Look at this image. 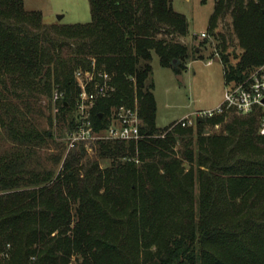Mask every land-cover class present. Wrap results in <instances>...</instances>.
Listing matches in <instances>:
<instances>
[{"label":"trees","instance_id":"1","mask_svg":"<svg viewBox=\"0 0 264 264\" xmlns=\"http://www.w3.org/2000/svg\"><path fill=\"white\" fill-rule=\"evenodd\" d=\"M87 2L89 23L45 27L22 0H0V127L13 148L0 150V264H264L261 113L234 114L227 124L223 114L199 120L196 133L157 128L152 54L164 68L177 61L176 74L184 70L190 54L177 39L187 34L186 17L170 0ZM226 14L241 53H225L222 43L220 63L226 83L240 82L264 63V0H215L208 31ZM92 63L115 87L93 110L94 129L111 108L138 100L145 138L98 142L106 167L79 145L55 159L57 174L37 170L34 149L53 135L3 92L54 85L63 92L57 117L71 132L74 73ZM205 123L222 124V134L206 135Z\"/></svg>","mask_w":264,"mask_h":264},{"label":"rangeland","instance_id":"2","mask_svg":"<svg viewBox=\"0 0 264 264\" xmlns=\"http://www.w3.org/2000/svg\"><path fill=\"white\" fill-rule=\"evenodd\" d=\"M170 1H172L174 11L186 17L188 21L187 34L179 37L177 41L186 45L190 58L182 64L185 67L184 70H181L180 74H176L177 65L170 64L168 68H164L160 66L157 55L152 54L155 125L159 129H164L171 127L170 125L176 126L180 120L189 117V121L193 123L190 127L196 133V120H198L195 119L196 113L213 110L223 100L222 94L226 82L224 81L223 66L220 63L223 52L221 44H224L226 48L224 52L228 54H240L241 49L238 48L237 38L232 31L229 14L218 21L213 32L208 31L215 0ZM22 2L25 10L42 13L41 21L45 27L86 24L91 21L87 0H22ZM58 16H62V19L58 20ZM202 33H206V37L202 38ZM234 56V54L229 55L230 64L237 61ZM209 61L210 64H208ZM10 90L3 92V95L18 107L20 113H25L39 132L48 131L53 135V139H48L45 145L34 149L31 160L32 167L39 171L45 169L57 174L61 163L57 165L55 159L59 156H62L63 159L69 150H67L66 144V124L57 117V103L52 101L55 86L51 85L50 92L43 89L41 84L30 87H10ZM234 114L224 112L223 124L229 123ZM202 120L206 119L202 118ZM221 125L210 126L205 123L202 127L203 130L209 131V134L206 135L219 136L223 131ZM195 139L194 135L191 149H194L196 153L198 146ZM11 145L12 141L9 135L0 127V150L9 151L13 149ZM97 147V143L85 147L86 158L98 160L101 167H106L109 160L98 157ZM175 151L177 156H181L184 147L177 144ZM183 166L185 169L189 167L185 162Z\"/></svg>","mask_w":264,"mask_h":264},{"label":"built area","instance_id":"3","mask_svg":"<svg viewBox=\"0 0 264 264\" xmlns=\"http://www.w3.org/2000/svg\"><path fill=\"white\" fill-rule=\"evenodd\" d=\"M201 37H206L202 33ZM211 62L209 61L208 64ZM92 63V71L77 70L74 73L75 85L79 89L76 108L73 117L76 125L71 132H66L67 150H73L79 145L84 148L98 142H133L145 138L140 132L142 119L139 116L138 100L131 105L111 108L108 116L103 119L104 127L95 130L91 120V114L97 104L104 99L113 96L115 87L111 83V76L105 71H96ZM223 100L213 110L196 113L198 120L209 119L224 114L235 113L238 116H249L259 111L258 134L264 137V63L240 82L226 83L222 94ZM63 98V92L58 88L52 95V101L56 104ZM186 119L180 120L177 125L181 128L190 127L193 123ZM196 120V122L198 121Z\"/></svg>","mask_w":264,"mask_h":264},{"label":"water","instance_id":"4","mask_svg":"<svg viewBox=\"0 0 264 264\" xmlns=\"http://www.w3.org/2000/svg\"><path fill=\"white\" fill-rule=\"evenodd\" d=\"M57 19H58V20H61V19H62V16H58ZM176 64H177V61H175V60L172 61V65L175 66ZM179 79H180V78H179ZM263 103H264V101H263ZM98 117H100V116H98ZM204 133H205V134H209V131H204Z\"/></svg>","mask_w":264,"mask_h":264},{"label":"crops","instance_id":"5","mask_svg":"<svg viewBox=\"0 0 264 264\" xmlns=\"http://www.w3.org/2000/svg\"><path fill=\"white\" fill-rule=\"evenodd\" d=\"M88 23V22H87Z\"/></svg>","mask_w":264,"mask_h":264}]
</instances>
